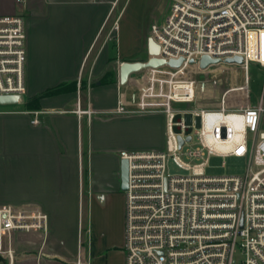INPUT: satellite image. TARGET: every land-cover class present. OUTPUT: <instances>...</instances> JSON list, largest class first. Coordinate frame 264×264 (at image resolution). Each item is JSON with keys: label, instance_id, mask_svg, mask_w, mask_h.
Instances as JSON below:
<instances>
[{"label": "built area", "instance_id": "2783aa9c", "mask_svg": "<svg viewBox=\"0 0 264 264\" xmlns=\"http://www.w3.org/2000/svg\"><path fill=\"white\" fill-rule=\"evenodd\" d=\"M169 1L150 36L160 47L157 57L183 62L134 73L135 106L120 101L116 109L163 113L167 124L164 149L120 152L129 161L126 264H264V86L249 102L251 64L264 69V0ZM26 43L25 15L0 13V95L24 100ZM204 55L220 62L202 69ZM236 56L242 64H227L243 68L245 83L217 84L219 101L202 106L201 84L188 68L210 71ZM228 155L248 159L244 175L205 172L210 156ZM170 159L188 173L171 174ZM48 222L36 207L0 206V264H17L20 235L46 234Z\"/></svg>", "mask_w": 264, "mask_h": 264}, {"label": "crops", "instance_id": "0c3cea01", "mask_svg": "<svg viewBox=\"0 0 264 264\" xmlns=\"http://www.w3.org/2000/svg\"><path fill=\"white\" fill-rule=\"evenodd\" d=\"M3 1L26 17L25 101L62 82L78 85L41 98L40 108L0 107V206L49 217L46 234L20 235L17 264H126L120 152L164 149L166 126L160 113L116 112L120 101L131 107L138 98L132 76L120 83L119 65L147 59L151 27L165 20L170 1L152 0L149 30L133 45L146 0L135 1L124 45L117 30L132 0ZM112 60L118 73L107 79Z\"/></svg>", "mask_w": 264, "mask_h": 264}, {"label": "rangeland", "instance_id": "374dc122", "mask_svg": "<svg viewBox=\"0 0 264 264\" xmlns=\"http://www.w3.org/2000/svg\"><path fill=\"white\" fill-rule=\"evenodd\" d=\"M135 1L132 0L128 11L125 13V16L121 19L118 25V37L119 44H126V40L128 42V37L126 33H124L125 22L128 19L130 12L132 11ZM147 5L143 8L138 20L134 22L133 35L131 36V43L133 45L137 41V36H140L149 30V25L151 21V12H152V0H146ZM13 5V4H12ZM11 2H4L0 0V13H8V9H11ZM10 13V12H9ZM120 20V19H119ZM111 48L115 46L114 37L110 40ZM107 79H112L118 73L117 63L112 60L110 61V65L108 66ZM188 74L195 76V78L200 82V96L201 101L203 103L202 106H206V101H219V95L215 98V94L213 91L215 90V86L218 84L220 87H228L230 85H243L245 83V73L243 68L235 65V64H220L213 66L210 71L208 70H200L196 67V65H191L188 70ZM134 75V74H133ZM132 75V76H133ZM131 78V77H130ZM250 85L249 89L251 92V98L249 102H254L259 100L261 95L263 86H264V69L261 68L258 64L252 63L250 68ZM213 81H218L213 82ZM205 84H204V83ZM206 87V88H205ZM215 93V91H214ZM26 94L24 96V100L21 103L17 104H0V107L5 108H25L26 105L23 103L25 101ZM212 98V99H210ZM165 118V128L167 130L166 124V116L163 113H160ZM264 130V125L262 127ZM165 148V147H164ZM248 159L245 156H236V155H228V156H210L207 162V166L205 167V172L208 175H244L247 172ZM169 172L171 174H187L188 171L182 169L175 165V163L170 159L168 161ZM120 189H121V175H120ZM122 191V190H121ZM124 192V191H123ZM125 216H126V205H125Z\"/></svg>", "mask_w": 264, "mask_h": 264}, {"label": "water", "instance_id": "95a60500", "mask_svg": "<svg viewBox=\"0 0 264 264\" xmlns=\"http://www.w3.org/2000/svg\"><path fill=\"white\" fill-rule=\"evenodd\" d=\"M160 47L155 42L153 37H148L147 40V54L148 57L146 60H137V61H128L123 60L119 65V81L121 84H126L129 82L130 77L137 72H140L144 69L150 67H158L164 64H169L170 66L178 67L182 64L183 59H171L166 61L163 58L157 57L159 53ZM193 62V60H191ZM220 62L219 59H212L211 57L204 55L200 61V67L202 69H206L212 63ZM226 63H243V58L241 56H236L233 58H227L225 60ZM22 99L19 96H12V95H0V104H17L21 103ZM191 137L188 136V139ZM184 140L180 138V143L183 144ZM121 190L126 191L128 189V182H129V161L126 158L121 159Z\"/></svg>", "mask_w": 264, "mask_h": 264}, {"label": "trees", "instance_id": "16d2710c", "mask_svg": "<svg viewBox=\"0 0 264 264\" xmlns=\"http://www.w3.org/2000/svg\"><path fill=\"white\" fill-rule=\"evenodd\" d=\"M81 87L82 88L86 87V82H82ZM77 88H78V85H77L76 81L62 82V83H60L54 87L46 88L44 91L37 94L36 96L29 98L26 101H24V104L26 105L27 108H30V109L40 108V99L41 98L46 97V96L59 94V93H63V92L74 91Z\"/></svg>", "mask_w": 264, "mask_h": 264}]
</instances>
